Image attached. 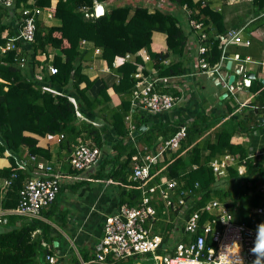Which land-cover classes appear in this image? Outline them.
Listing matches in <instances>:
<instances>
[{"label":"trees","instance_id":"trees-1","mask_svg":"<svg viewBox=\"0 0 264 264\" xmlns=\"http://www.w3.org/2000/svg\"><path fill=\"white\" fill-rule=\"evenodd\" d=\"M107 1L57 0L55 7L53 0H31L32 3L30 0H13L10 7L0 1V158L5 157L9 161L8 166L0 168V178L11 181L10 186L0 188V205L4 209H16L22 201L21 191L26 182L39 175L32 158H52L49 147L39 145L36 136L59 134L63 135L60 149L70 155L71 168L67 174L73 177L87 174L85 179L77 180L74 190L95 183L114 186L118 204L112 215L123 205H138L144 187L150 189L159 184L162 178H167L178 181V192L191 190L193 194L181 206L176 200L179 209L186 211L185 216L202 209L210 200L217 199L230 211L231 206L244 204L241 208L246 211L239 207L240 214L235 217L253 226L259 219L251 212L264 204V193L258 190L264 188V147L263 155L250 157L246 149L232 143L234 132L230 128L240 131L239 124L234 126L237 123L234 116L228 119L230 124L227 127L214 130L211 136L206 134L218 124V119L198 114L193 122L186 124L187 137L181 147L175 152L167 151L164 160L152 165L149 179H133V158L144 152V148L138 150L136 144H142L149 152L156 153L160 144L171 139L185 125L180 122L156 124L133 137L127 119L135 115L138 121L136 130L142 123L141 115L137 114V110L142 108L141 104L134 102L133 93L138 83L135 74L142 66L145 76L151 75V69L157 71L156 78L185 75L188 71L183 60L188 35L177 13L159 8L152 11L143 4L116 6L106 9L101 17L91 16L95 14L96 2ZM167 1L180 8L187 4L192 17L203 22L212 42L205 57L211 65L216 64L223 55L219 37L227 35L231 29L224 24L223 13L211 9L215 0ZM251 3L257 6L259 14L264 11V0H252ZM33 8L51 11L61 23L59 26H47L41 15H36L34 39L26 42L19 38V34L29 16L24 11ZM84 8H88V11H84ZM156 32L166 36V52L152 50ZM9 41L14 42L16 48L3 53L1 47H5ZM18 47H21V51L17 50ZM48 47L55 48L57 52L52 61L57 73L45 79L51 81L55 90L43 89L31 72L40 64L37 56L46 53ZM96 49L101 50L98 56ZM142 50L148 53V61L139 55ZM128 53L134 54V62H122L115 67L114 62ZM23 58L25 64L21 63ZM97 58L105 60L118 77L119 81L113 87L101 78L92 80L83 72L85 64ZM257 84L262 86L261 82ZM111 88L121 99L116 108L109 107ZM171 94L181 96L176 91ZM231 111L232 108H229V113ZM80 113L90 118L86 119L84 115L80 118ZM110 130L117 139L112 146L105 139ZM79 141H90L103 150V158L94 168L78 170L71 166L72 153ZM110 149L113 154L109 153ZM225 155L234 160L227 167L226 179L222 182V177L215 175L210 163ZM243 165L246 169L241 173ZM59 175L57 199L42 208L41 218L9 215L7 224L0 225V264H64L61 260L50 263L47 259L54 256L57 251L54 243L61 238L55 225L63 231L67 228V215L58 205L66 178L63 174ZM224 182L236 188L234 195L232 190L225 188ZM162 205L159 203L156 207L162 210ZM167 230L162 232L163 243H168L171 235V228ZM99 252L96 246L80 250V258H72L71 255V262L65 264H81L80 260L90 262ZM157 253L161 256L164 251L158 250ZM141 256L152 257L147 254L115 260L108 256L104 262L90 264H137Z\"/></svg>","mask_w":264,"mask_h":264},{"label":"built area","instance_id":"built-area-1","mask_svg":"<svg viewBox=\"0 0 264 264\" xmlns=\"http://www.w3.org/2000/svg\"><path fill=\"white\" fill-rule=\"evenodd\" d=\"M0 1L6 7H10L13 3V0ZM139 1L136 5L143 4L150 7L151 10L152 8L161 10L167 8L171 13H176L178 8L181 12L183 11L188 27L187 45L188 43L194 44V41L197 43L198 67L211 75H217L218 81L222 82L221 70L224 67L223 59L225 57L222 55L219 63L212 66L209 64L205 55L211 49L212 42L205 32L203 22L192 17V11L187 4L180 8L167 0L164 2L162 0ZM95 5H105V3L96 2ZM83 10L87 12L88 8ZM44 11L40 8L24 11V14L29 16L20 31L19 38L26 42L33 41L36 18ZM91 16H95V14H91ZM242 37V30L237 29H231L227 35L220 36L223 53L227 45L241 43ZM246 43L249 44L250 41ZM192 47V45L189 46V48ZM14 48L16 46L14 42H11L4 50ZM139 55L145 61L150 59L145 50H142ZM134 59L135 56L131 53L120 58L121 62H134ZM115 64L116 61L114 66ZM143 69L144 67L140 66L135 74L138 83L133 93L134 102L141 104L145 111L153 114L171 111L180 102L181 97L156 89L160 82H166L165 78L145 76ZM51 73L56 74L57 69L52 67ZM233 83L225 85L230 92H234L237 88ZM186 137L187 126L185 124L171 139L164 141L156 153L149 152L145 147L141 155L133 158V179L135 181L149 179L152 165L162 161L167 151H177ZM102 158L103 150L98 146L89 141H79L72 153L70 163L75 169L88 170L98 165ZM32 159L36 163L35 169L39 175L26 182L21 191L22 201L16 209H4L0 205V225L7 224L9 215L17 214L24 217L41 218L42 208L57 199L60 191V175L51 166L37 162L36 157ZM233 160L231 156L225 155L211 162L210 167L217 177L225 176L227 167L232 164ZM242 167L240 168L241 172H243ZM10 184V180L5 181L6 187ZM179 187L178 181L167 178H162L159 184L150 189L144 187L138 205H123L116 214L106 218L100 252L90 262L80 260L81 264L104 262L108 256H112L115 260H123L147 254L152 255L156 261L155 264H217L221 255H227L231 264H254L258 257L261 264H264V253L252 251L264 239V236L261 235V231L264 229V204L252 210L251 214L259 219L253 226H249L245 221H239L228 207L217 199L210 200L202 209L194 211L187 217L185 216L186 211L179 209L178 204L180 206L186 204L187 199L193 194L191 190L178 192ZM176 200H178V204H176ZM159 203L164 204L162 210L156 207ZM170 212L171 214H169ZM229 217L231 218L229 219ZM168 228H171L169 230L171 235L168 243H165L163 247V233L168 231ZM236 245L239 247L233 253L231 250ZM158 250H163V255L160 256L157 253ZM47 259L50 263L57 262L54 256H48Z\"/></svg>","mask_w":264,"mask_h":264},{"label":"crops","instance_id":"crops-1","mask_svg":"<svg viewBox=\"0 0 264 264\" xmlns=\"http://www.w3.org/2000/svg\"><path fill=\"white\" fill-rule=\"evenodd\" d=\"M118 1H107L104 10L125 5L134 7L137 2H140L139 0H122L117 4ZM251 1L215 0V4L211 6L212 10L223 13L224 24L227 29L242 30L243 36L241 43H232L225 47L223 53L225 57L223 59L224 67L221 70L222 82L219 84L217 75H211L198 67L197 43L195 41L194 44L188 43L186 56L183 60L184 67L188 72L175 78H165L166 82H160L156 88L170 94L176 91L181 95V100L171 111L162 114H153L143 108L138 109L137 114H140L142 119L141 126L148 125L144 131L152 128L153 125L162 123L180 122L189 125L198 114H201L218 119L216 128H212L206 134L211 135L214 130L227 127L230 124L228 119L234 116L237 121L234 126L239 124L240 131H234L233 128H230V131L234 132L232 143L246 149L250 157H257L262 154L264 147V11L259 14L257 6H253ZM30 3H32L31 0ZM56 4L57 0H53L52 5L55 7ZM177 10L176 13L183 15L178 8ZM41 18L47 26H59L61 23L51 11L45 10ZM183 18L185 20L184 15L182 20ZM250 27L252 29L248 32ZM247 41H250V43L247 44ZM8 43H11V41ZM83 44L86 46L85 42ZM25 45L27 46V44ZM190 45L193 47L189 48ZM5 47H1L3 53L6 51L4 50ZM151 47L155 52H166V36L156 32ZM17 50L21 51V47H18ZM56 53L55 48L48 47L46 53L37 56L40 64L35 67V70L31 69L32 75L43 89L55 90L51 81L45 78L52 74V61ZM100 53L101 50L96 49L95 54L98 56ZM236 57L240 59L237 60ZM229 62L230 68H228ZM21 63L25 64L26 60L23 58ZM121 63L120 59L116 60L115 67ZM154 70L149 71L151 78H156L157 71ZM83 72L90 76L92 80L103 79L110 87H113L119 81L116 74L103 59L97 58L93 62L85 64ZM232 75L236 76L234 84L237 88L234 92H230L225 87ZM249 75H253L254 79H249ZM258 82L262 83L261 87L258 86ZM109 92L111 94L109 107L116 108L120 105L121 99L114 93L113 88ZM72 101L76 103L74 99ZM229 108H232L231 113H229ZM83 115V113H80L79 117L82 118ZM84 116L86 119L90 118L87 115ZM137 123L135 115H131L127 119V125L132 133L136 131ZM36 137L39 139V145L49 147L52 154L50 160L36 157V161L51 166L56 173L63 174L66 178L64 180L65 184H63V192L58 197V205L63 213L67 215V228L63 231L55 225L58 233L61 234V238L59 242L54 243L55 248H57L54 257L57 261L61 260L65 264L67 261L71 262V255L72 258H80L81 256L78 253L80 250H89L95 246L100 250L104 219L116 212L118 198L114 186H109L106 183L84 185L75 191L74 184L77 183V180L85 179L87 174L84 173L77 177L67 174L71 168L69 164L70 155L60 149L63 136L57 134ZM105 139L108 140V144L111 146L117 140L111 130L105 136ZM136 146H138V150L145 148L142 144H136ZM161 146L162 144L159 148ZM109 153L113 154V151L110 149ZM8 165L7 158H0V168ZM245 169L246 167L243 166L242 170ZM5 181V179L0 178V188H5ZM58 233L54 236H57ZM56 243L58 245H55ZM136 263L140 264V260Z\"/></svg>","mask_w":264,"mask_h":264},{"label":"rangeland","instance_id":"rangeland-1","mask_svg":"<svg viewBox=\"0 0 264 264\" xmlns=\"http://www.w3.org/2000/svg\"><path fill=\"white\" fill-rule=\"evenodd\" d=\"M163 2H164V0H162ZM234 1V0H233ZM120 2H122V0H119L118 2H117V4H119ZM167 5V4H166ZM108 6V5H107ZM154 10H156V8H152V11H154ZM164 11H167V12H170V11H168V9L167 8H164ZM179 12H180V10H179ZM182 13H183V15H184V12L182 11ZM178 14V16L180 17V19L183 17V15H181L180 13H177ZM185 16V15H184ZM181 24H182V27H183V29L187 32V29H188V27H187V25H186V22H185V20H184V18H183V20L181 19ZM221 83V81L219 82V84ZM234 84V83H233ZM235 85V84H234ZM243 172H245V170H243ZM243 172H241V173H243ZM227 175V174H226ZM225 175V176H226ZM225 176H218V178L219 177H222L220 180L223 182L225 179H226V177ZM223 184H226L225 185V188H227V189H230V190H232V195H234L235 194V192H236V188L233 186V185H231V184H227L226 182H224ZM259 191L261 190V192L263 193V190H264V188H259L258 189ZM244 203V202H243ZM235 207H233V206H231V211L233 212V214H235V216H238L239 214H240V211H239V207L241 208V206H244V204H235L234 205ZM237 207V208H236ZM243 211H246V209H243V208H241ZM178 236V235H177ZM140 260V264H155L156 263V261L152 258V257H148V256H141V259H139ZM138 260V261H139Z\"/></svg>","mask_w":264,"mask_h":264},{"label":"clouds","instance_id":"clouds-1","mask_svg":"<svg viewBox=\"0 0 264 264\" xmlns=\"http://www.w3.org/2000/svg\"><path fill=\"white\" fill-rule=\"evenodd\" d=\"M96 7H95V9H96ZM103 7H104V5H103ZM105 11H106V9L104 10V13H105ZM230 218L231 217H229V219ZM261 235L264 236V229H262ZM163 245L165 246V243ZM238 247H239L238 245L234 246V248L231 251L233 253H235L236 248H238ZM101 248L102 247L100 246V250H101ZM252 251L255 253H264V239H262L261 242ZM217 264H231V261L229 260V257L227 255H221L217 261ZM254 264H261L259 257L256 261H254Z\"/></svg>","mask_w":264,"mask_h":264},{"label":"water","instance_id":"water-1","mask_svg":"<svg viewBox=\"0 0 264 264\" xmlns=\"http://www.w3.org/2000/svg\"><path fill=\"white\" fill-rule=\"evenodd\" d=\"M104 15V7L103 5H99L96 7L95 9V16L96 17H101ZM228 68H230V62L228 64ZM236 76L232 75L229 79V83L232 84L235 80ZM249 79H254L253 75H249L248 76ZM226 96V95H225ZM148 127V125H142L140 128H138L136 131H134L133 135L134 136H138L140 133H142L146 128ZM55 245H58V243H56ZM164 246V245H163Z\"/></svg>","mask_w":264,"mask_h":264}]
</instances>
